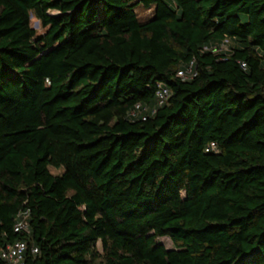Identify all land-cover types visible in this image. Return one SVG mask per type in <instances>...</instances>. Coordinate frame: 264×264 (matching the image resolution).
I'll use <instances>...</instances> for the list:
<instances>
[{"label":"trees","instance_id":"obj_1","mask_svg":"<svg viewBox=\"0 0 264 264\" xmlns=\"http://www.w3.org/2000/svg\"><path fill=\"white\" fill-rule=\"evenodd\" d=\"M18 240L24 264H264V0H0V250Z\"/></svg>","mask_w":264,"mask_h":264},{"label":"built area","instance_id":"obj_2","mask_svg":"<svg viewBox=\"0 0 264 264\" xmlns=\"http://www.w3.org/2000/svg\"><path fill=\"white\" fill-rule=\"evenodd\" d=\"M227 49V44L224 42L220 46V48L214 47L212 49L213 52H219L221 49ZM207 49V48H205ZM194 70L189 67L187 70H181L178 72V75L183 79H190L192 75H194ZM158 91L156 93V99L159 104H165L168 98L171 95V90L166 85L159 84ZM210 150L218 152L217 144L215 142H211L210 145L206 148V151L210 152ZM28 212H23L18 215L17 224L15 226L16 231H29V223L27 221ZM28 244L24 240H18L14 242V244L6 245L0 250V257L5 260V264H24L25 252L27 251ZM38 249L36 247L32 248V252L36 253Z\"/></svg>","mask_w":264,"mask_h":264},{"label":"rangeland","instance_id":"obj_3","mask_svg":"<svg viewBox=\"0 0 264 264\" xmlns=\"http://www.w3.org/2000/svg\"><path fill=\"white\" fill-rule=\"evenodd\" d=\"M136 11L139 18L147 19L152 15L153 9H146L144 6L140 5ZM31 23L33 24L34 28L38 31L39 34L46 31V27H44L42 23H40L37 19H35L34 16L31 17ZM49 170L54 174H60L62 168L55 169L54 167L50 166ZM158 241L164 244L167 248H174V244L169 236L159 237Z\"/></svg>","mask_w":264,"mask_h":264}]
</instances>
